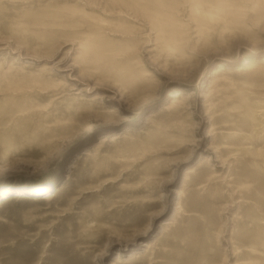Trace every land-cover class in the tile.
Returning <instances> with one entry per match:
<instances>
[{
	"label": "rangeland",
	"instance_id": "1",
	"mask_svg": "<svg viewBox=\"0 0 264 264\" xmlns=\"http://www.w3.org/2000/svg\"><path fill=\"white\" fill-rule=\"evenodd\" d=\"M135 1L0 0V264H264V0Z\"/></svg>",
	"mask_w": 264,
	"mask_h": 264
},
{
	"label": "bare ground",
	"instance_id": "2",
	"mask_svg": "<svg viewBox=\"0 0 264 264\" xmlns=\"http://www.w3.org/2000/svg\"><path fill=\"white\" fill-rule=\"evenodd\" d=\"M135 1V0H134ZM138 1V0H137ZM199 1V0H198ZM136 2V1H135ZM151 7V6H150ZM142 9V8H141ZM149 9H151V8H149ZM148 9V10H149ZM157 10H159V9H157ZM151 11V10H150ZM153 11V10H152ZM161 10H159V12H160ZM154 12V11H153ZM144 13V12H143ZM152 13V12H151ZM155 13V12H154ZM157 13V12H156ZM163 13V12H162ZM153 15V14H152ZM155 17H156V15H154ZM157 18V17H156ZM134 19H136V18H134ZM150 19V18H149ZM153 19V21H154V18H152ZM159 19H160V17H159ZM157 20H158V18H157ZM156 21V20H155ZM154 21V22H155ZM152 21L150 20V23H151ZM162 22V21H161ZM149 23V22H148ZM153 23V22H152ZM151 23V24H152ZM159 23H160V21H159ZM158 23V24H159ZM157 24V23H156ZM155 25V24H154ZM154 25H151V26H153L154 27ZM157 27V26H156ZM161 27V26H160ZM155 28V27H154ZM158 31H160L159 29H158ZM255 64H257V63H255V61H252V60H250V59H245L244 60V66L245 67H253ZM178 95L176 94V92H172L171 93V97H173L174 99H176L175 97H177ZM144 100H146V99H144ZM146 102V101H145ZM174 102H175V100H174ZM74 158V157H73ZM76 158V159H75ZM72 161H69L68 162V164H67V166H69V169H72V168H74L76 165V162H77V159L79 158L78 156H76ZM71 171V170H70ZM264 187V186H263ZM44 189V188H43ZM42 189V190H43ZM264 189V188H263ZM50 193V192H49ZM11 198V195L9 194V192H3V193H1L0 194V201L2 202V201H6V200H9ZM246 253V252H245Z\"/></svg>",
	"mask_w": 264,
	"mask_h": 264
}]
</instances>
